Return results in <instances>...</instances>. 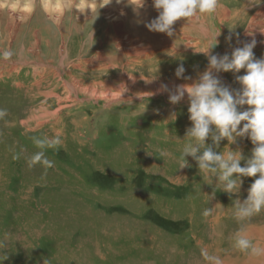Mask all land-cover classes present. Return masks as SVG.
I'll return each mask as SVG.
<instances>
[{"label": "rangeland", "instance_id": "1", "mask_svg": "<svg viewBox=\"0 0 264 264\" xmlns=\"http://www.w3.org/2000/svg\"><path fill=\"white\" fill-rule=\"evenodd\" d=\"M48 1L0 0V109L7 113L0 118V264H208L202 249L224 264H264L233 247L241 231L264 247V212L246 223L233 215V200L243 201L256 177L243 178L230 196L215 178L205 183L193 158L177 169L176 159L160 155L179 158L191 126L187 96L171 105L161 83L196 80L218 31L213 53L249 41L247 23L222 20L247 0H221L214 17L179 20L172 37L145 26L158 15L151 0L139 9L135 0H96L83 18L81 0ZM114 7L126 25L111 16ZM261 41L257 59L264 58ZM181 62L192 80L174 75ZM243 74L218 75L238 89L235 76ZM57 136L59 150L43 149L54 167H29L41 151L34 138ZM228 147L248 158L253 145L245 137L214 150Z\"/></svg>", "mask_w": 264, "mask_h": 264}, {"label": "clouds", "instance_id": "2", "mask_svg": "<svg viewBox=\"0 0 264 264\" xmlns=\"http://www.w3.org/2000/svg\"><path fill=\"white\" fill-rule=\"evenodd\" d=\"M111 2L112 0H107L106 4ZM151 2L158 15L145 26L150 31L163 33L168 37L175 35L173 26L177 21L198 22L202 18L214 17L222 7L221 0H151ZM260 2L261 0H257L255 3ZM144 4L145 0H139L137 9L143 8ZM219 35L220 31L216 32L213 37L215 43L202 51L207 57L208 64L196 80L191 84L176 85L174 90L165 83L160 85V89L168 94L171 105L179 104L187 96L188 118L191 122L183 138V140L187 138V142L183 144L179 158L172 157L166 150H161L160 155L176 159L177 169L189 167L186 158H193L205 183L211 185L215 178V185H219V190L230 196L240 192L243 178L256 177L248 188L247 197L243 201L239 198L233 200L234 218L239 223H246L264 212V58L255 57L253 49L257 41L254 36L242 46L235 47L230 54L213 53L212 49L219 43L217 39ZM235 37L239 40V33H235ZM232 39V34L226 37L228 42ZM11 55V52L4 53L5 58ZM241 70H244V74L235 76L240 85L238 89L229 88L218 75L221 72L236 74ZM185 72L186 69L181 62L176 67L174 75L178 79L192 80ZM6 114V110L0 109V118ZM245 137L253 145L251 156L248 158H245L240 149L231 150L228 147L226 153L214 150L219 147L222 140H227L228 145H233L237 143L238 138ZM209 138L212 141L210 145L206 143ZM34 143L41 151L31 156L29 167L36 164L45 169L54 167V161L47 158L43 149L59 150L61 139L58 136L34 138ZM242 160L245 161L243 166ZM211 211L205 209L203 215L208 216ZM5 246L6 240H0V249ZM233 247L251 257H264V247L254 243L243 231L234 235ZM201 255L208 264H224L220 256L210 254L206 249L201 250ZM3 259H6V256L3 255L0 260ZM44 264H49L48 259L44 260Z\"/></svg>", "mask_w": 264, "mask_h": 264}, {"label": "bare ground", "instance_id": "3", "mask_svg": "<svg viewBox=\"0 0 264 264\" xmlns=\"http://www.w3.org/2000/svg\"><path fill=\"white\" fill-rule=\"evenodd\" d=\"M124 0H121V3L123 2ZM96 0H94V3L91 1V2H86V1H83L81 0L80 1V4L82 5V9L81 11L79 12V17L80 18H83V16H85L87 14L88 11H91V9L96 6L97 3H95ZM113 0L111 2V4L113 5ZM139 2V0H135V5H137ZM257 2V0H247L246 2L243 1V5H242V9L240 8L239 10H235L234 13H231L229 10H225L223 11V19L225 17L231 20L233 19H239L240 22H245V24L247 23V28L245 30V36L248 38V40L252 39L253 36L254 38L256 39L257 41V44L256 46L257 47H263V44H259V41L262 42L261 40H264V6L261 5L262 3V0L260 3H255ZM65 3V2H64ZM48 5L51 4L50 0L47 2ZM263 4V3H262ZM31 5H33V2H31ZM58 5H63V3H58ZM146 5V0H145V4ZM264 5V4H263ZM256 8L255 9V12L252 16H250L248 18V11H250L252 8ZM52 10V8H50ZM50 10V11H51ZM110 13H111V16H114V17H118L120 19V21H116V22H122L120 24V26L122 25H126V22L124 21V16L122 14H119L117 13V9L114 7V9H109ZM57 12V11H56ZM154 13L158 14L157 10L155 11L154 10ZM58 14V13H56ZM89 14V13H88ZM53 15V14H52ZM221 15V14H220ZM56 17L58 18V16L56 15ZM78 17V16H77ZM220 18V17H219ZM237 21V20H236ZM222 22V21H221ZM227 22V21H226ZM237 23V22H236ZM190 24V23H188ZM116 25H118V23H116ZM230 25V24H229ZM202 27V26H201ZM231 27V26H230ZM234 29V27H233ZM220 30V29H219ZM234 31V30H233ZM232 32V31H231ZM224 38V37H223ZM121 41H125L124 39H120ZM126 40H129L130 41V44H134V45H137V41H131L130 39H127ZM225 40V39H224ZM223 41V40H222ZM138 47H142V46H138ZM169 46L167 45H164V48L168 49ZM186 47V46H184ZM139 50H144V49H139ZM174 49L171 48L170 51H173ZM226 51V50H225ZM167 52V51H166ZM171 89H174V87L176 86L174 83H171L168 85ZM160 89V87H159ZM161 90V89H160Z\"/></svg>", "mask_w": 264, "mask_h": 264}]
</instances>
